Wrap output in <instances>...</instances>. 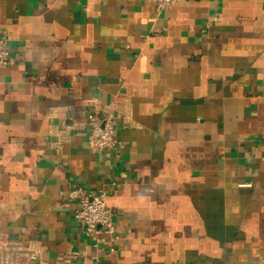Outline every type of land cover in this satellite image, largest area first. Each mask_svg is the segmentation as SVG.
<instances>
[{
	"label": "crops",
	"instance_id": "obj_1",
	"mask_svg": "<svg viewBox=\"0 0 264 264\" xmlns=\"http://www.w3.org/2000/svg\"><path fill=\"white\" fill-rule=\"evenodd\" d=\"M0 31V233L42 264H264V0H0ZM76 186L115 242L84 236Z\"/></svg>",
	"mask_w": 264,
	"mask_h": 264
},
{
	"label": "built area",
	"instance_id": "obj_2",
	"mask_svg": "<svg viewBox=\"0 0 264 264\" xmlns=\"http://www.w3.org/2000/svg\"><path fill=\"white\" fill-rule=\"evenodd\" d=\"M162 8H170L179 0H154ZM12 64L8 37L0 31V69ZM102 115L89 113L88 119L92 123L91 145L99 152L112 149L118 143L115 137L117 118L109 109H102ZM76 123L67 125V129L74 128ZM68 201L77 205L75 218L81 225L86 238H94L95 245L103 243L102 235L110 241L117 239V226L114 212L106 200V193H94L83 186H76L69 191ZM113 242L110 246L113 247ZM113 249V248H112ZM39 253L29 246L14 242L0 233V264H42ZM76 259L74 253L60 255L52 264H73Z\"/></svg>",
	"mask_w": 264,
	"mask_h": 264
}]
</instances>
